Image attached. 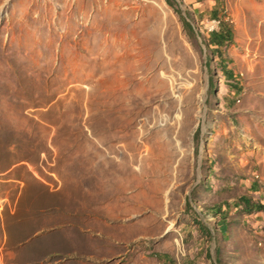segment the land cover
<instances>
[{"label":"rangeland","instance_id":"obj_1","mask_svg":"<svg viewBox=\"0 0 264 264\" xmlns=\"http://www.w3.org/2000/svg\"><path fill=\"white\" fill-rule=\"evenodd\" d=\"M241 197L264 206V0H0V264H264Z\"/></svg>","mask_w":264,"mask_h":264},{"label":"trees","instance_id":"obj_2","mask_svg":"<svg viewBox=\"0 0 264 264\" xmlns=\"http://www.w3.org/2000/svg\"><path fill=\"white\" fill-rule=\"evenodd\" d=\"M211 16L213 18H217V12L215 10H213V12L211 13ZM233 40V29L231 28V26L220 20V28L218 31H214V32H210L209 34V39L207 40V44L209 46H212L216 49H212L213 53L218 52L217 48L226 46L227 44L231 43ZM222 73L224 75V77L227 80H232L233 76L232 73L226 69L225 66L221 67ZM252 191L256 192L257 191V187L255 184L252 185L251 187ZM240 203H242L244 205V209L247 212H250L253 208H255L257 211H264V206L262 204H256L253 205L250 203V201H248V198L246 197H241L239 198ZM226 229V225L221 224L219 232L222 234L223 230Z\"/></svg>","mask_w":264,"mask_h":264},{"label":"built area","instance_id":"obj_3","mask_svg":"<svg viewBox=\"0 0 264 264\" xmlns=\"http://www.w3.org/2000/svg\"><path fill=\"white\" fill-rule=\"evenodd\" d=\"M219 24H220V20H213L211 23H209L207 25L209 32L218 31Z\"/></svg>","mask_w":264,"mask_h":264}]
</instances>
